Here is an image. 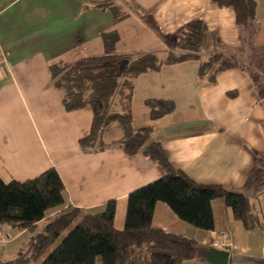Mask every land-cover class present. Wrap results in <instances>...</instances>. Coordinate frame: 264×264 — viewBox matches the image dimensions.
<instances>
[{
  "label": "crops",
  "instance_id": "1",
  "mask_svg": "<svg viewBox=\"0 0 264 264\" xmlns=\"http://www.w3.org/2000/svg\"><path fill=\"white\" fill-rule=\"evenodd\" d=\"M255 1V19L243 32L231 7L210 0H0V59H5L0 63V178L24 181L52 167L64 185V206L95 213L114 199L113 225L123 229L128 193L161 177L163 170L117 145L82 149L78 140L89 132L92 109L64 108L50 64L103 55L102 34L107 32L118 34L114 53L164 57L177 29L201 19L207 27L202 59L212 51H227L264 81V0ZM198 64L190 59L138 75L132 125L151 126V139L161 143L171 165L195 182L238 190L264 155V96L246 70L198 77ZM149 98L171 100L174 108L150 119L143 104ZM121 134L115 122L104 141L111 143ZM250 198L264 211V188ZM210 205L212 230L189 225L161 201L155 203L152 225L228 250V264H264L263 231L245 229L220 198ZM57 211L49 210L38 226ZM12 232L13 239L0 244V260L14 258L31 235ZM181 264L207 263L193 258Z\"/></svg>",
  "mask_w": 264,
  "mask_h": 264
},
{
  "label": "trees",
  "instance_id": "2",
  "mask_svg": "<svg viewBox=\"0 0 264 264\" xmlns=\"http://www.w3.org/2000/svg\"><path fill=\"white\" fill-rule=\"evenodd\" d=\"M210 1L220 7H231L236 26L243 32L250 30L256 15L255 0ZM206 35L207 27L201 19L190 20L177 29L173 48L160 57L151 52L114 53L119 37L116 32H107L102 34L103 55L50 64L52 84L59 90L64 108L90 106L92 109L89 132L78 140L82 149L102 150L117 145L129 156L141 153L157 163L163 175L128 193L121 230L113 225L114 199L107 200L102 210L95 213L64 206V185L52 167L24 181L5 182L0 178V227L31 233L24 248L14 258L0 260V264H181L193 258L202 260L199 244L194 239L152 225L158 201L164 202L189 225L212 230L214 218L210 203L220 198L245 229H260L264 233V211L258 210L250 198V194L256 195L264 188V155L241 189L201 184L171 165L161 143L151 139V126L135 128L132 125L135 78L163 64L195 59L199 61L198 77L209 73L210 78L227 69L246 70L258 95L264 96L261 74L234 54L217 50L201 58ZM143 104L150 119L160 118L174 108L168 99L149 98ZM115 122L121 128V137L105 143L104 133ZM56 208L58 211L38 226L47 212ZM62 234L64 236L56 243Z\"/></svg>",
  "mask_w": 264,
  "mask_h": 264
},
{
  "label": "water",
  "instance_id": "3",
  "mask_svg": "<svg viewBox=\"0 0 264 264\" xmlns=\"http://www.w3.org/2000/svg\"><path fill=\"white\" fill-rule=\"evenodd\" d=\"M201 259L207 264H228L229 251L213 245L199 244Z\"/></svg>",
  "mask_w": 264,
  "mask_h": 264
},
{
  "label": "built area",
  "instance_id": "4",
  "mask_svg": "<svg viewBox=\"0 0 264 264\" xmlns=\"http://www.w3.org/2000/svg\"><path fill=\"white\" fill-rule=\"evenodd\" d=\"M0 63L5 64V59L1 56ZM13 237V232L8 229L0 228V244L8 242Z\"/></svg>",
  "mask_w": 264,
  "mask_h": 264
},
{
  "label": "rangeland",
  "instance_id": "5",
  "mask_svg": "<svg viewBox=\"0 0 264 264\" xmlns=\"http://www.w3.org/2000/svg\"><path fill=\"white\" fill-rule=\"evenodd\" d=\"M66 232H67V231H66ZM66 232H65V233H66ZM65 233H64V234H65ZM64 234H62V235L56 240V243L59 242V240L61 239L62 236H64ZM13 237H14V234H13ZM13 237H12V239H13ZM12 239H11V240H12ZM19 240H21V239H19ZM19 240H17V241L15 242V244H17V243L19 242ZM9 241H10V240H9ZM44 258H45V257H43L42 260H43Z\"/></svg>",
  "mask_w": 264,
  "mask_h": 264
}]
</instances>
